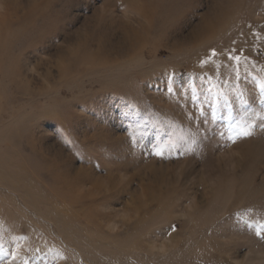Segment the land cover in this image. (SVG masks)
I'll return each instance as SVG.
<instances>
[{"label": "rangeland", "instance_id": "obj_1", "mask_svg": "<svg viewBox=\"0 0 264 264\" xmlns=\"http://www.w3.org/2000/svg\"><path fill=\"white\" fill-rule=\"evenodd\" d=\"M253 77L264 0H0V264H264Z\"/></svg>", "mask_w": 264, "mask_h": 264}, {"label": "snow or ice", "instance_id": "obj_2", "mask_svg": "<svg viewBox=\"0 0 264 264\" xmlns=\"http://www.w3.org/2000/svg\"><path fill=\"white\" fill-rule=\"evenodd\" d=\"M212 55L215 56L216 53L213 51ZM230 59L236 62V67L235 69H233V71L235 72L236 78L239 80L241 78V71L239 67L241 64L240 57L233 56L230 57ZM204 63H207V61H205ZM244 72L247 75H251L248 72L247 67H245ZM253 79L260 80L258 84V88L260 92V104L262 105V111H264V78L253 77ZM225 102L227 103V100ZM242 104L246 105L247 101H242ZM257 119L264 121V115H261V113H256V112H247L244 116H241L239 118H233L231 116V111H229V122H228L229 138L232 139L233 142H235V140L238 137H250L253 134V129L256 127ZM261 127H264V124H262ZM221 135H223V133H221ZM163 151H164L163 148L157 147L156 149H154L153 154L157 156H162ZM247 215L248 213L238 214V219L241 220L249 229L254 230L257 236H260L262 239H264V219H257L255 221H250L246 218ZM4 255L7 256L8 254L4 253ZM6 264H10V262H6Z\"/></svg>", "mask_w": 264, "mask_h": 264}]
</instances>
